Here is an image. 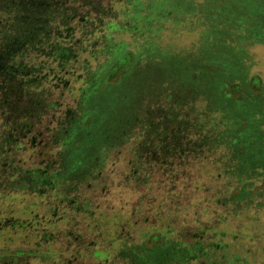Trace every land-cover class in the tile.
Listing matches in <instances>:
<instances>
[{
	"label": "rangeland",
	"instance_id": "1",
	"mask_svg": "<svg viewBox=\"0 0 264 264\" xmlns=\"http://www.w3.org/2000/svg\"><path fill=\"white\" fill-rule=\"evenodd\" d=\"M0 264H264V0H0Z\"/></svg>",
	"mask_w": 264,
	"mask_h": 264
},
{
	"label": "trees",
	"instance_id": "2",
	"mask_svg": "<svg viewBox=\"0 0 264 264\" xmlns=\"http://www.w3.org/2000/svg\"><path fill=\"white\" fill-rule=\"evenodd\" d=\"M114 70H115V69H114ZM114 70L112 71V74H113ZM114 73H115V72H114Z\"/></svg>",
	"mask_w": 264,
	"mask_h": 264
}]
</instances>
